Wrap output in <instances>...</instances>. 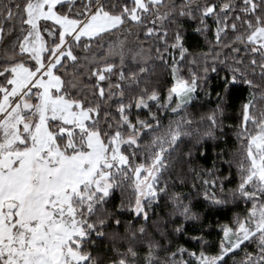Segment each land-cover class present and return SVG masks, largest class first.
<instances>
[{
  "label": "snow or ice",
  "instance_id": "6c2138e0",
  "mask_svg": "<svg viewBox=\"0 0 264 264\" xmlns=\"http://www.w3.org/2000/svg\"><path fill=\"white\" fill-rule=\"evenodd\" d=\"M0 264H264V0H0Z\"/></svg>",
  "mask_w": 264,
  "mask_h": 264
}]
</instances>
